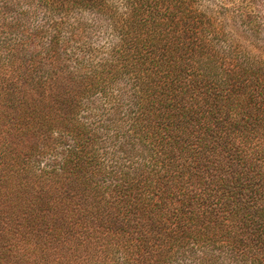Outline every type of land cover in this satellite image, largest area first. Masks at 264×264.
<instances>
[{"label": "trees", "instance_id": "1", "mask_svg": "<svg viewBox=\"0 0 264 264\" xmlns=\"http://www.w3.org/2000/svg\"><path fill=\"white\" fill-rule=\"evenodd\" d=\"M108 1L0 0V264H264V14Z\"/></svg>", "mask_w": 264, "mask_h": 264}, {"label": "rangeland", "instance_id": "2", "mask_svg": "<svg viewBox=\"0 0 264 264\" xmlns=\"http://www.w3.org/2000/svg\"><path fill=\"white\" fill-rule=\"evenodd\" d=\"M198 2H194L196 5H192V8L197 11H206L207 14H209V20L210 22H215L214 24L218 26H223L229 28L231 26V23L235 25L234 22H239L240 19L233 18V11L227 10L226 4H232L233 0H196ZM262 0H255L253 4L249 6V9L252 11H256V13H262L264 14V5L260 2ZM126 2L125 0H109L108 2H104V5L106 6L105 11L106 14L99 15L98 13L90 12V11H72L70 15L67 18L68 21V28L65 24H62L61 31L62 32H70L71 31V24L70 21L76 19L78 20V23L81 26V23L86 24L87 30L85 33L87 46L96 49L95 53L97 56H99V50H106L111 41V39H115L112 32L109 28H107L108 24L112 21L113 18H116L117 14L120 15L121 13H124L123 16L117 20L121 21L124 19V16L126 14ZM258 9V10H257ZM108 12V13H107ZM219 12V13H218ZM109 16V19L107 18ZM107 18V19H106ZM45 22H50L56 20V23L59 21L58 15H52L47 14L43 17ZM174 20H176V17H174ZM66 21V22H67ZM77 31H82L81 29H76ZM67 33L64 35H58L57 40L62 43L69 42ZM65 41V42H63ZM70 43V42H69ZM84 115L79 114L78 119L84 120ZM96 120L99 119V116L95 118ZM90 119L86 118V123H89ZM105 138V142L102 144V146L105 148L107 145L110 146V142L112 141L111 135L106 137V133L102 134ZM99 144V142H98ZM102 160V157H101ZM43 163V161H41ZM103 162H105L103 160ZM105 164V163H104Z\"/></svg>", "mask_w": 264, "mask_h": 264}]
</instances>
